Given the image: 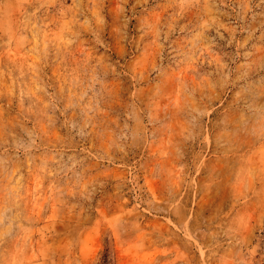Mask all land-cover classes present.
Returning a JSON list of instances; mask_svg holds the SVG:
<instances>
[{"label": "rangeland", "instance_id": "1", "mask_svg": "<svg viewBox=\"0 0 264 264\" xmlns=\"http://www.w3.org/2000/svg\"><path fill=\"white\" fill-rule=\"evenodd\" d=\"M264 0H0V264H264Z\"/></svg>", "mask_w": 264, "mask_h": 264}, {"label": "trees", "instance_id": "2", "mask_svg": "<svg viewBox=\"0 0 264 264\" xmlns=\"http://www.w3.org/2000/svg\"><path fill=\"white\" fill-rule=\"evenodd\" d=\"M263 240H264V232H262ZM101 264H114V258L111 254V251L109 248H106L101 256Z\"/></svg>", "mask_w": 264, "mask_h": 264}]
</instances>
